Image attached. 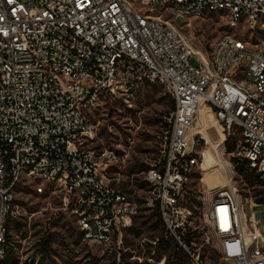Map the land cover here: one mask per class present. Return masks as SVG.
I'll list each match as a JSON object with an SVG mask.
<instances>
[{"label": "built area", "instance_id": "built-area-1", "mask_svg": "<svg viewBox=\"0 0 264 264\" xmlns=\"http://www.w3.org/2000/svg\"><path fill=\"white\" fill-rule=\"evenodd\" d=\"M218 4L243 15V23L209 53L193 50L176 19L214 13ZM256 15H263L260 26H253ZM243 29H264V0H0V261L21 181L36 184L39 195L58 194L73 219L89 211L90 219L76 223L87 228L82 241L121 237L137 204L116 183L120 157L89 147L95 126L88 113L115 98L134 100L144 83L165 82L173 108L164 117V149L144 173L146 205L157 208L164 233L202 264L190 247L201 227L185 199L191 178L203 177L209 146L196 120L202 103L224 139L238 135L232 155L264 175V99L253 97V89L264 90V37L261 46L238 43ZM214 55L223 56L222 72H209ZM119 83H128L127 96H119ZM183 154L193 162L184 163ZM48 182L66 183V190L48 192ZM231 185L204 206L203 228L216 237L223 261L264 264V212H256L264 202L244 203ZM208 210H221V219H208Z\"/></svg>", "mask_w": 264, "mask_h": 264}, {"label": "rangeland", "instance_id": "rangeland-1", "mask_svg": "<svg viewBox=\"0 0 264 264\" xmlns=\"http://www.w3.org/2000/svg\"><path fill=\"white\" fill-rule=\"evenodd\" d=\"M212 12L176 19V27L195 51L209 53L222 36L237 34V29L227 23L230 19L227 12ZM195 62L191 59L193 65ZM246 81L251 82V78ZM162 89L160 85L144 83L137 88L134 100L125 102L115 98L100 103L88 113L95 126L89 147L95 151L111 150L120 157L115 168L116 183L137 204V215L122 230L121 237L108 244L82 241L72 216L61 210L58 194L39 195L34 190L36 184L21 181L15 187L13 213L8 218V253L0 264H194L188 253L179 252L157 221L156 211L146 205L151 188L144 180V173L164 149L168 131L164 117L172 108ZM119 96L127 94L122 92ZM208 121L220 130L221 163L227 175L219 173L213 177L209 169L210 178L204 177V173L203 177L196 174L191 178L186 205L193 213V225L201 229L194 234L190 247L200 253L202 264H229L221 259L222 249L216 237L203 228V208L210 199H218L225 187L231 189L232 180L244 203L245 198L261 203L258 192L263 191V184L246 164L242 172L236 170L234 161L242 163L239 155H232L236 154L234 143L238 135L224 139L213 112H208ZM58 190L48 187V192ZM260 211L264 212V206L256 209ZM208 219H221V210H208Z\"/></svg>", "mask_w": 264, "mask_h": 264}, {"label": "bare ground", "instance_id": "bare-ground-1", "mask_svg": "<svg viewBox=\"0 0 264 264\" xmlns=\"http://www.w3.org/2000/svg\"><path fill=\"white\" fill-rule=\"evenodd\" d=\"M212 10L227 12L230 16V19H235V23H230V25L236 29H237V23H243V15H235L234 9L226 10L225 4L212 5ZM260 22H263V15H256V19H253V26H260ZM243 33L246 34L249 33L250 35L238 36V43H249V44H254V46L262 45V37H264V29H243ZM214 62L215 63H209V72H222L223 56L214 55ZM158 85H160L163 89H165V82H158ZM122 92L126 94L127 92H129L128 83H119V93ZM166 95L168 96V94ZM253 97L255 100L264 99V90L253 89ZM208 112H213V111L210 109L209 105L202 103L199 107L197 113V119H196L198 124L202 128L203 132L205 133V137L209 145L208 148H206L205 150V158L203 164L204 177L210 178L207 174V170L209 169H212L213 177H215L219 173H222V176H225L227 174L225 173L224 167L221 163L222 142H221L220 130H218L209 123ZM239 157L241 158V155H239ZM183 162L192 163L193 155L183 154ZM258 176L264 186V175L258 174ZM48 187H57L59 190H66V183L48 182ZM84 219H90L89 211L77 212V214L74 215V221L76 223H83ZM78 229L80 230L82 236L87 235V228H78ZM0 249H1V242H0Z\"/></svg>", "mask_w": 264, "mask_h": 264}, {"label": "trees", "instance_id": "trees-1", "mask_svg": "<svg viewBox=\"0 0 264 264\" xmlns=\"http://www.w3.org/2000/svg\"><path fill=\"white\" fill-rule=\"evenodd\" d=\"M172 102V101H171ZM172 108H173V104H172ZM171 108V109H172ZM166 124V123H165ZM167 125V124H166ZM168 127V126H167ZM230 150V149H229ZM243 164L244 163H236V161H234V166H235V168H236V170L237 171H239V172H242L243 171ZM260 193V201H262V202H264V190L263 191H261V192H258V194ZM155 211H156V214H155V216H156V218H157V221L161 224V226H162V223H161V219H160V215H159V212H158V210H157V208H155L154 209ZM7 227H8V221H7ZM163 229V228H162ZM7 239H8V235H7ZM172 240V239H171ZM173 241V240H172ZM186 243L189 245V241H186ZM176 244V243H175ZM177 246H178V249H179V252L180 253H182V254H184L185 255V251L178 245V244H176ZM7 253H8V249H7ZM7 255V254H6ZM2 261V260H1Z\"/></svg>", "mask_w": 264, "mask_h": 264}, {"label": "crops", "instance_id": "crops-1", "mask_svg": "<svg viewBox=\"0 0 264 264\" xmlns=\"http://www.w3.org/2000/svg\"><path fill=\"white\" fill-rule=\"evenodd\" d=\"M80 231V230H79ZM82 235V234H81Z\"/></svg>", "mask_w": 264, "mask_h": 264}]
</instances>
